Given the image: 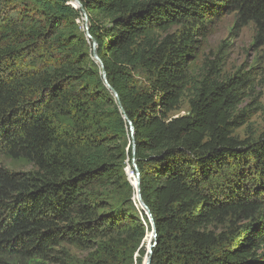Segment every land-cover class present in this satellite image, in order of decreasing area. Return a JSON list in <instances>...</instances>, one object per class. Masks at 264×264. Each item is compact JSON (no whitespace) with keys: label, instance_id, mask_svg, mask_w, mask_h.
I'll use <instances>...</instances> for the list:
<instances>
[{"label":"trees","instance_id":"16d2710c","mask_svg":"<svg viewBox=\"0 0 264 264\" xmlns=\"http://www.w3.org/2000/svg\"><path fill=\"white\" fill-rule=\"evenodd\" d=\"M79 1L123 111L80 8L0 0V264H143L133 158L151 264H264V130L237 134L252 77L222 48L195 65L227 13L264 46V0Z\"/></svg>","mask_w":264,"mask_h":264},{"label":"rangeland","instance_id":"374dc122","mask_svg":"<svg viewBox=\"0 0 264 264\" xmlns=\"http://www.w3.org/2000/svg\"><path fill=\"white\" fill-rule=\"evenodd\" d=\"M253 36L254 27L252 24L241 30H235L233 14H224L212 25L207 38L203 41L195 64L200 68L206 58L214 59L215 54L222 48L223 74H232L237 70L250 73L254 90L248 92L241 107H249L253 111L255 110V113L249 119L248 128L245 125L237 130V134L241 137H244L246 133L257 134L264 130V46L255 45ZM187 111L188 103L184 99L174 114H185ZM10 166L14 169L28 168L27 165L21 163H11ZM125 169L130 181L136 178L132 163L127 162ZM136 202L139 205L137 200ZM139 207L141 208L140 205ZM150 226L151 223L150 225L147 223V234L143 242L146 252L151 241L149 235L152 227ZM149 239L150 241H148Z\"/></svg>","mask_w":264,"mask_h":264},{"label":"water","instance_id":"95a60500","mask_svg":"<svg viewBox=\"0 0 264 264\" xmlns=\"http://www.w3.org/2000/svg\"><path fill=\"white\" fill-rule=\"evenodd\" d=\"M76 2V4H73L71 2ZM71 0V2H69L70 4H72L75 8H80L83 18H84V29L86 31V35L88 38L91 39L92 41V47H93V51H92V55H93V59L100 65L101 67V72L104 78V81L106 83V85L111 89V91L113 92L121 110L123 111V107L120 101V98L118 96V93L111 87V85L109 84L107 77H106V71L103 65V62L98 54V50H97V41L95 38L92 37V35L90 34L89 31V26H88V15L87 12L85 10V8L82 6L81 2L79 0ZM126 117V116H125ZM127 118V117H126ZM129 122V126H130V132H131V138L133 141V147H134V142H135V138H134V126L132 124V122L130 120H128ZM133 154H135V148L133 149ZM132 165H133V172L135 173L136 176V182L135 184L133 182L132 185L135 187L136 189V200L138 201L139 205L141 206V208L145 211L146 215L148 216V219L151 223V227H152V235H153V239L151 240L150 244L148 245V249H147V254L145 256V260L143 264H151V258H152V253H153V248L155 247V245L157 244V228L155 226L154 223V219L151 213V210L148 208V206L146 205V203L144 202V200L142 199V195H141V187H140V171L139 168L137 166L136 160L135 158L132 159Z\"/></svg>","mask_w":264,"mask_h":264},{"label":"bare ground","instance_id":"6f19581e","mask_svg":"<svg viewBox=\"0 0 264 264\" xmlns=\"http://www.w3.org/2000/svg\"><path fill=\"white\" fill-rule=\"evenodd\" d=\"M72 1H73V0H72ZM71 3H73V4H76V2H74V1H73V2H71ZM135 177H136V176H135ZM152 239H153V236H152L151 240H152ZM150 242H151V241H150ZM149 244H150V243H149Z\"/></svg>","mask_w":264,"mask_h":264}]
</instances>
